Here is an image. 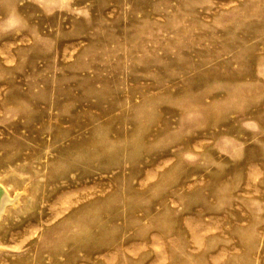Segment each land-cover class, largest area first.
Returning <instances> with one entry per match:
<instances>
[{
    "label": "rangeland",
    "instance_id": "1",
    "mask_svg": "<svg viewBox=\"0 0 264 264\" xmlns=\"http://www.w3.org/2000/svg\"><path fill=\"white\" fill-rule=\"evenodd\" d=\"M0 264H264V0H0Z\"/></svg>",
    "mask_w": 264,
    "mask_h": 264
},
{
    "label": "bare ground",
    "instance_id": "2",
    "mask_svg": "<svg viewBox=\"0 0 264 264\" xmlns=\"http://www.w3.org/2000/svg\"><path fill=\"white\" fill-rule=\"evenodd\" d=\"M7 202H9V200L7 199L6 194H4V191L0 188V215L3 212Z\"/></svg>",
    "mask_w": 264,
    "mask_h": 264
}]
</instances>
